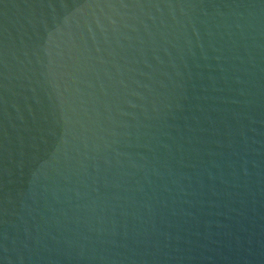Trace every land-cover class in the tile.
<instances>
[{
	"label": "water",
	"instance_id": "obj_1",
	"mask_svg": "<svg viewBox=\"0 0 264 264\" xmlns=\"http://www.w3.org/2000/svg\"><path fill=\"white\" fill-rule=\"evenodd\" d=\"M0 264H264V0H0Z\"/></svg>",
	"mask_w": 264,
	"mask_h": 264
}]
</instances>
